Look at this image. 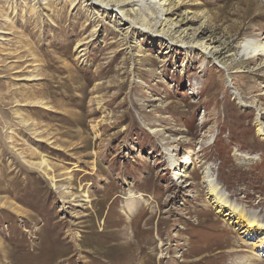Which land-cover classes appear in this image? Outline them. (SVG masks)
<instances>
[{"label": "rangeland", "instance_id": "rangeland-1", "mask_svg": "<svg viewBox=\"0 0 264 264\" xmlns=\"http://www.w3.org/2000/svg\"><path fill=\"white\" fill-rule=\"evenodd\" d=\"M153 1L0 0V264H264V0Z\"/></svg>", "mask_w": 264, "mask_h": 264}, {"label": "bare ground", "instance_id": "bare-ground-1", "mask_svg": "<svg viewBox=\"0 0 264 264\" xmlns=\"http://www.w3.org/2000/svg\"><path fill=\"white\" fill-rule=\"evenodd\" d=\"M94 1V0H93ZM143 1V0H142ZM154 2V1H153ZM155 2H158V0H155ZM154 2V3H155ZM257 48H259L260 50H261V52H264V43L263 44H261V45H259V46H257ZM259 52V51H258ZM257 54H262V53H257ZM261 134V133H260ZM185 164H186V161H185ZM179 172H180V170H179ZM179 172L177 173V176H180L179 175ZM212 191V190H211ZM214 192V191H213ZM211 193V192H210ZM212 194V193H211ZM215 205H218V207L219 208H221V209H225V210H227L229 213H232V215H236V211L234 210V209H232V208H230V207H228L223 201H221L220 199H217V198H215ZM239 216H240V214H239ZM263 240H264V235H263Z\"/></svg>", "mask_w": 264, "mask_h": 264}]
</instances>
